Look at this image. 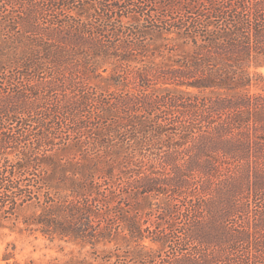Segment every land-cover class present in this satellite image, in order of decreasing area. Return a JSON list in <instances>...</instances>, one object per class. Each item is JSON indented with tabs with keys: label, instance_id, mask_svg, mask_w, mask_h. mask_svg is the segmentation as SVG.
<instances>
[{
	"label": "trees",
	"instance_id": "obj_1",
	"mask_svg": "<svg viewBox=\"0 0 264 264\" xmlns=\"http://www.w3.org/2000/svg\"><path fill=\"white\" fill-rule=\"evenodd\" d=\"M261 67L264 0H0V229L264 264Z\"/></svg>",
	"mask_w": 264,
	"mask_h": 264
},
{
	"label": "rangeland",
	"instance_id": "obj_2",
	"mask_svg": "<svg viewBox=\"0 0 264 264\" xmlns=\"http://www.w3.org/2000/svg\"><path fill=\"white\" fill-rule=\"evenodd\" d=\"M257 71L264 76V67ZM104 249L102 245L96 249L84 248L23 226L0 229V264H101L96 255L102 254Z\"/></svg>",
	"mask_w": 264,
	"mask_h": 264
}]
</instances>
